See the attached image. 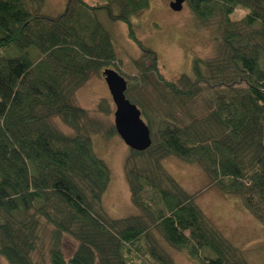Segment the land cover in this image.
Wrapping results in <instances>:
<instances>
[{"label":"trees","instance_id":"1","mask_svg":"<svg viewBox=\"0 0 264 264\" xmlns=\"http://www.w3.org/2000/svg\"><path fill=\"white\" fill-rule=\"evenodd\" d=\"M187 2L198 25H219L222 44L213 57H194L191 73L168 78L132 20L150 0H67L57 15L42 11L45 0H0V256L11 264H44L32 255L44 223L53 228V264H176L154 230L201 264H254L162 160L176 155L200 164L212 184L240 195L264 223V0ZM238 8L247 11L234 19ZM99 11L125 22L141 50L128 85L154 75L177 103L202 96L206 104L185 121L175 113L161 119L155 136L127 87L148 119L152 143L125 158L140 213L123 217L101 208L110 170L85 126L88 109L74 101L93 73L117 65ZM54 117L73 132L58 128ZM63 234L78 241L69 258Z\"/></svg>","mask_w":264,"mask_h":264},{"label":"rangeland","instance_id":"2","mask_svg":"<svg viewBox=\"0 0 264 264\" xmlns=\"http://www.w3.org/2000/svg\"><path fill=\"white\" fill-rule=\"evenodd\" d=\"M89 2L104 0H87ZM171 0H150L149 8L132 17L136 34L142 42L157 51L160 69L168 78H177L181 73H191L194 57L210 58L216 55L222 44L221 28L214 22L198 25L189 8L187 0L182 9L175 10ZM67 0H45L42 11L57 15L66 7ZM118 8L116 7L115 10ZM238 8L232 18L238 19L246 13ZM99 17L110 30L116 52L117 65L102 67L93 73L74 93L76 104L88 109L85 126L92 136L96 152L107 163L110 181L103 194L101 208L110 217H123L140 213L131 199L130 186L125 172V158L130 151L115 127L116 104L103 75L105 67H113L129 79L137 74L134 59L141 56L138 45L128 36L127 25L120 20H111L105 11ZM207 86V85H205ZM129 95L143 103L142 108L152 119V132L156 136L161 119L176 114L185 121L190 114L203 112L205 97L193 100L177 99L154 75L145 81L131 80ZM206 91V90H204ZM203 98V99H202ZM145 121L148 119L143 115ZM55 125L73 132L59 117H54ZM165 168L190 193L205 214L218 228L238 246L247 260L254 264H264V223L244 204L240 195L227 193L210 182V178L200 164L187 162L176 155H168L162 160ZM53 228L43 225L33 258L44 264H53L50 248L54 241ZM155 237L163 250L176 264H201L192 258L185 249H179L166 241L163 235L154 230ZM78 241L68 234L61 236L60 247L66 258L76 250ZM0 264H11L0 256Z\"/></svg>","mask_w":264,"mask_h":264},{"label":"water","instance_id":"3","mask_svg":"<svg viewBox=\"0 0 264 264\" xmlns=\"http://www.w3.org/2000/svg\"><path fill=\"white\" fill-rule=\"evenodd\" d=\"M186 0H171L170 5L180 10ZM103 75L116 104L115 127L130 148L147 149L152 143L151 130L142 116L141 109L126 96L127 79L117 69L105 67Z\"/></svg>","mask_w":264,"mask_h":264}]
</instances>
